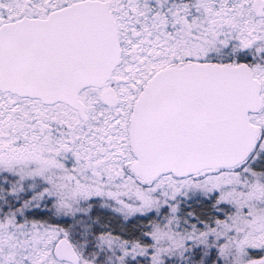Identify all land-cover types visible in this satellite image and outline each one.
I'll return each mask as SVG.
<instances>
[{
	"label": "snow or ice",
	"instance_id": "1",
	"mask_svg": "<svg viewBox=\"0 0 264 264\" xmlns=\"http://www.w3.org/2000/svg\"><path fill=\"white\" fill-rule=\"evenodd\" d=\"M0 264H264V0H0Z\"/></svg>",
	"mask_w": 264,
	"mask_h": 264
}]
</instances>
